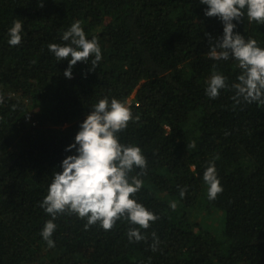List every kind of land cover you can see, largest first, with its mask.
<instances>
[{
  "label": "trees",
  "instance_id": "obj_1",
  "mask_svg": "<svg viewBox=\"0 0 264 264\" xmlns=\"http://www.w3.org/2000/svg\"><path fill=\"white\" fill-rule=\"evenodd\" d=\"M207 7L200 0H0V264H264V105L233 99L241 69L234 58L208 56L206 34L221 37L224 25L205 15ZM15 20L22 39L12 46ZM76 21L97 39L102 59L94 70V56L77 62L69 79L71 57L59 61L48 46L66 44L63 33ZM233 22L264 48V24L246 13ZM213 70L229 85L215 99L206 94ZM132 96L139 104L128 105L133 120L118 137L142 149L147 169L135 199L159 219L136 242L127 232L139 226L125 218L104 230L65 212L49 247L41 232L52 217L41 204L62 161L77 154L66 148L100 99L128 104ZM217 156L223 191L210 200L203 174Z\"/></svg>",
  "mask_w": 264,
  "mask_h": 264
},
{
  "label": "clouds",
  "instance_id": "obj_2",
  "mask_svg": "<svg viewBox=\"0 0 264 264\" xmlns=\"http://www.w3.org/2000/svg\"><path fill=\"white\" fill-rule=\"evenodd\" d=\"M200 3L208 6L205 9L206 16L219 17L224 25L221 37L212 38L211 34H206L210 42L208 56L214 60L234 58L241 69L238 82L231 85L235 91L233 99L236 104L242 100L264 105V48L258 46L256 39L246 40L240 32L234 31L237 25L233 22L242 21L246 13L249 21L264 24V0H200ZM22 28L20 20L13 21L8 33L10 45L21 43ZM62 39L67 43H50L48 47L59 61L71 57L68 68L64 70L66 78L73 77L72 69L79 61L88 63L89 58L94 56L91 70L98 66L102 59L101 48L95 37H86L80 21L74 22L64 31ZM228 87L227 77L213 70L207 82L206 94L215 99L221 89ZM134 102L139 104L134 101V96L129 98L128 104L117 98H112L110 103L107 98L100 99L81 123L74 142L66 148V151L76 149L77 154L69 155L62 161L60 167L63 170L55 172L48 194L41 204L52 217L41 232L49 247L55 246L51 239L57 227L54 221L65 212L86 218V228L99 222L104 230H111L118 220L125 218L129 223L139 226L131 227L127 232L129 240L136 242L146 238L140 229H148L150 222L159 219L135 199L144 186L141 177L147 169V159L139 146L121 144L118 137V133L133 120L128 105ZM195 146V142L187 145L191 148ZM218 158L207 162L203 174L210 200L223 191L215 166V159ZM135 169L139 171L133 175ZM186 192L187 187H182L179 194L183 198ZM170 207L175 210L176 202H171ZM152 235V248L156 250L159 238L154 232Z\"/></svg>",
  "mask_w": 264,
  "mask_h": 264
}]
</instances>
